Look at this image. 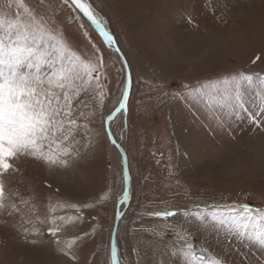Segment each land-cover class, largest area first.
Returning a JSON list of instances; mask_svg holds the SVG:
<instances>
[{"label": "rangeland", "instance_id": "1", "mask_svg": "<svg viewBox=\"0 0 264 264\" xmlns=\"http://www.w3.org/2000/svg\"><path fill=\"white\" fill-rule=\"evenodd\" d=\"M45 3L75 50L86 57L94 48L103 53L107 81L102 76L101 83L110 95L102 109L87 94L81 99L90 104L85 111L95 109L106 117L121 94L124 65L82 13L62 0ZM99 3L103 7L98 11L132 63L126 123H113L114 134L127 148L132 181L117 239L121 264H196L183 255L189 242L192 251L199 248L208 260L264 264L258 243L225 242L233 235L231 225L214 234V222L206 214L204 220L185 214L196 211V205L232 202L264 208V125L242 121L227 132L213 131L203 117L193 119L184 100L191 87L209 81L222 86L237 73L264 76V0ZM90 128L91 143L81 138L79 154L74 150L66 167L31 156L11 161L18 171L5 175V192L19 211L0 209V264H112L110 238L122 164L99 115ZM166 209L178 215L166 220L152 215ZM53 217L64 229L59 245L48 233ZM256 220L264 226V219ZM72 237H79L74 260L61 251Z\"/></svg>", "mask_w": 264, "mask_h": 264}, {"label": "snow or ice", "instance_id": "2", "mask_svg": "<svg viewBox=\"0 0 264 264\" xmlns=\"http://www.w3.org/2000/svg\"><path fill=\"white\" fill-rule=\"evenodd\" d=\"M62 4L82 13L107 47L115 48L116 53L123 56L107 21L98 11L103 7L99 0H62ZM50 7L45 0H38L37 5L31 6L25 0H0V209L9 206L19 211L5 192V175L18 171L12 160L31 156L49 166L66 167L69 159L74 158L73 151L79 154L81 138L91 143L90 125L97 115L108 139L126 159L113 133V123L126 116L131 71L126 72L121 94L106 117L102 111H85L90 104L81 99L82 94L98 101L101 109L110 95L101 83L102 76L107 81L103 53L94 48L92 56L86 57L75 50L53 19L55 12H49ZM5 9L12 13L11 18ZM80 27L84 25L81 23ZM184 100L193 119L203 117L213 131L227 132L234 123L242 121H250L257 127L264 125V76L237 73L223 80L222 86L209 81L200 87H191L184 94ZM124 177L130 179L129 173L125 172ZM129 201L130 192L124 190L117 202L124 205ZM195 208L196 211L185 214L200 220H204L206 214L214 222V234L220 226L231 225L229 231L233 235L224 237L226 243L254 241L264 255V226L256 220L257 216L264 219V208L236 202L196 205ZM152 215L166 220L178 213L175 209H166ZM122 216V211H118L117 218ZM59 219L63 221L65 217ZM63 231L53 217L48 233L58 245ZM77 240L79 237H72L71 242L61 248L73 260ZM193 247L190 242L184 244L183 255L196 264H228L224 258L208 260L203 255L197 256ZM111 260L119 264L115 243L111 245Z\"/></svg>", "mask_w": 264, "mask_h": 264}, {"label": "water", "instance_id": "3", "mask_svg": "<svg viewBox=\"0 0 264 264\" xmlns=\"http://www.w3.org/2000/svg\"><path fill=\"white\" fill-rule=\"evenodd\" d=\"M83 15V14H82ZM86 18V17H85ZM87 19V18H86ZM89 22V21H88ZM90 23V22H89ZM92 26V25H91ZM93 27V26H92ZM94 28V27H93ZM95 29V28H94ZM96 30V29H95ZM97 31V30H96ZM110 31V30H109ZM111 33H112V35L114 36V33L112 32V31H110ZM98 33V32H97ZM101 37V36H100ZM115 37V36H114ZM102 38V37H101ZM117 42V41H116ZM118 45V44H117ZM120 48V47H119ZM121 50V49H120ZM121 53L123 54V56L121 57V55H120V57L122 58V60H123V63H124V70H125V75H126V72L127 71H131V69H130V66H129V63H128V61H127V58H126V55L123 53V51L121 50ZM125 61H126V63H127V67H125ZM131 75H132V72H131ZM131 90H132V85H131ZM127 105H128V103H127ZM111 142V141H110ZM118 144H120L119 142H118ZM121 145V144H120ZM122 146V145H121ZM122 149H123V153H126V150L122 147ZM120 155H121V158H122V172H123V181H124V184H123V191L124 190H130V179H131V177H130V179H128V180H125V177H124V174H125V172H128L129 173V175H130V172H129V163H128V157H127V153H126V159L124 158V155L122 154V152L120 151ZM127 203H129V202H127ZM118 211H122V213H123V215H124V213H125V209H123V210H121L120 209V204L118 203V205H117V211H116V216H115V222H114V225H113V229H112V233H111V238H110V259H111V245H112V243H115L116 244V246H117V241H116V238H117V231H118V224H119V221H120V219H118L117 218V212ZM117 250H118V248H117ZM118 257H119V253H118ZM111 263L113 264V262H112V260H111ZM119 264H120V260H119Z\"/></svg>", "mask_w": 264, "mask_h": 264}, {"label": "bare ground", "instance_id": "4", "mask_svg": "<svg viewBox=\"0 0 264 264\" xmlns=\"http://www.w3.org/2000/svg\"><path fill=\"white\" fill-rule=\"evenodd\" d=\"M84 17V16H83ZM116 38V37H115ZM116 41H117V44H118V46L120 47V49L123 51V53L126 55V58H127V61H128V63H129V66H130V69H131V72H132V63H131V60H130V58L128 57V55H127V53H125V50H123V48L121 47V45H119V43H118V40H117V38H116ZM110 49V48H109ZM110 52L115 56V57H117V58H119L120 59V61L122 62V64L124 65V63H123V60H122V58L120 57V55L118 54V53H116V51H115V48H111L110 49ZM132 84H133V80H132ZM132 92V91H131ZM130 96H131V94H130ZM129 99H130V97H129ZM128 102H129V100H128ZM128 106V105H127ZM127 114V113H126ZM118 119H122L123 121H125V119H126V116L125 117H123V118H118ZM114 133V132H113ZM115 135V134H114ZM125 135V134H124ZM116 136V135H115ZM125 137V136H124ZM117 138V137H116ZM117 142H119L121 145H122V147L126 150V153H127V148H126V145H125V142H124V140H119L118 138H117ZM112 144V143H111ZM112 147H113V149H114V151H115V154H116V156L118 157V159L121 161V164H122V158H121V155H120V151L117 149V147H115L113 144H112ZM128 157V156H127ZM123 184H124V181L122 180V191H121V193H120V195L122 194V192H123ZM129 192H130V197H131V195H132V181H131V179H130V190H129ZM120 195H119V197H120ZM117 205H118V202H117ZM127 205H128V203L126 202L124 205H120V209L121 210H123V209H126L127 208ZM137 214V211H134L133 213H132V218L134 217V215H136ZM124 216V215H123ZM123 216H122V218L120 219V221H119V224H118V231H117V238H116V241H117V239H118V237H119V232H120V228H121V226H122V219H123ZM120 264H121V262H120Z\"/></svg>", "mask_w": 264, "mask_h": 264}, {"label": "built area", "instance_id": "5", "mask_svg": "<svg viewBox=\"0 0 264 264\" xmlns=\"http://www.w3.org/2000/svg\"><path fill=\"white\" fill-rule=\"evenodd\" d=\"M195 253H196L197 256L203 255V256H205L206 259H208V256L205 253H203L202 251H200L199 248L195 249Z\"/></svg>", "mask_w": 264, "mask_h": 264}]
</instances>
